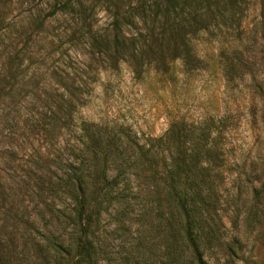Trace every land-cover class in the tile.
I'll return each instance as SVG.
<instances>
[{"label": "rangeland", "instance_id": "obj_1", "mask_svg": "<svg viewBox=\"0 0 264 264\" xmlns=\"http://www.w3.org/2000/svg\"><path fill=\"white\" fill-rule=\"evenodd\" d=\"M149 1L0 0V250L9 264H52L49 244L67 246L77 236L62 180L76 133L45 135L33 123L61 99L76 124L118 128L143 147L176 126L193 130L195 140L204 134L199 149L210 147L215 188L204 218L216 239L205 258L264 264V190L254 196L264 183V0H244L235 13L226 8L224 19L203 14L191 60L165 53L160 65L142 53L114 66L89 54L91 33L109 34L115 11ZM65 2L82 4L87 20L81 32L64 30L73 37L56 42L69 20L45 15ZM129 187L138 199L114 203L100 217L106 256L98 264H145V237L157 254L162 249L145 222L144 165Z\"/></svg>", "mask_w": 264, "mask_h": 264}, {"label": "trees", "instance_id": "obj_2", "mask_svg": "<svg viewBox=\"0 0 264 264\" xmlns=\"http://www.w3.org/2000/svg\"><path fill=\"white\" fill-rule=\"evenodd\" d=\"M242 2L244 0H150L148 4L130 5L123 14L114 12L109 34L91 33L87 43L89 54L114 66L125 57H140L142 53L159 60L160 65L165 53L173 61L183 57L191 60V36L198 32L195 24L201 25L203 14L224 19L226 8L235 13ZM59 15L66 16L69 23L61 31L62 36L58 33L53 36L56 42L63 37H73L64 30L72 34L81 32L87 20L82 4L54 5L45 17ZM126 27L134 32L125 34L123 28ZM52 105L33 123L35 129L45 135L73 128L76 133V143L70 145L72 160L63 164L65 178L62 180L71 203L69 220L75 229L72 235H77L67 246L61 242L49 244L52 264H98L106 256L98 235L100 217L114 203L138 199L128 189L129 178L136 167L143 165L145 222L149 233H155V239L158 237L162 245L157 254L147 245L145 237V250H149L145 264H211L205 254L216 239L204 215L214 207L215 188L210 178L213 174L209 164L210 147L199 149L205 135L195 140L193 130L180 132L176 126L175 130L169 129L163 137L143 147L133 138L122 135L118 128L98 126L86 120L76 124L69 109L71 105L62 99ZM181 138L185 139L184 144L188 142L187 147L181 145ZM122 143L133 151L127 154L117 147ZM261 189L264 190V183L254 192L255 198H259ZM121 215H117V219ZM151 216L152 221L148 220ZM0 264H9L1 250Z\"/></svg>", "mask_w": 264, "mask_h": 264}]
</instances>
